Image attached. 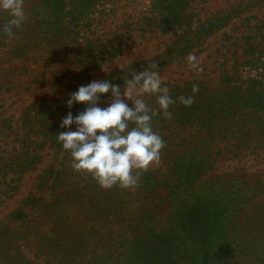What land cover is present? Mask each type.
<instances>
[{"label":"trees","instance_id":"trees-1","mask_svg":"<svg viewBox=\"0 0 264 264\" xmlns=\"http://www.w3.org/2000/svg\"><path fill=\"white\" fill-rule=\"evenodd\" d=\"M117 2L24 0L27 19L20 29H14L15 37L11 40L2 31L11 17L0 9L1 206L19 189L18 182L23 174L42 160V151L50 147L54 155L48 164L49 170L45 177L37 180L36 186L40 190L48 188L52 195L56 193L57 179L73 169L71 154L63 149L56 135L67 131L61 124L69 112L75 117L87 107L74 103L70 108L67 104L70 94L93 82L91 71L102 69L126 53L130 55V49L144 45L143 40L157 35L174 37L169 50L165 48L127 59L124 65L113 68L96 81H110L123 89L125 78L131 79L153 62L158 67L165 61L183 62L188 50L222 28L219 33L222 50L220 46L216 48L222 53L218 65L202 66L209 71L200 75L191 71L184 77L163 79L162 86L169 89L176 103L169 108L172 118L165 119L161 112L152 118V128L156 133L167 132L170 125L177 123L186 128L194 121L210 132L213 121L222 120L223 134L240 133L241 143L249 141L248 149L257 155L264 154V12H260L264 0H237L214 11L204 9L205 0H148L145 9L135 17L121 18L120 23V18L115 17ZM253 8L255 11H251ZM236 18L239 21L227 29L226 25ZM10 73L16 75L10 77ZM194 84L199 86L195 102L190 107L184 106L179 97L192 96ZM7 93L19 94L17 101L24 104L18 118L6 109L11 104L3 96ZM107 95L111 93L101 98ZM143 99L150 108H159L155 96L144 94ZM125 103L134 106L133 101L125 99ZM193 158L190 150L176 157L172 154L164 176L150 169L142 175L135 191L113 187L103 192V198L108 193L107 202L111 199L117 203L123 196L134 200L140 193L148 195L162 187L177 201L170 210L176 218L166 232L158 234L152 228L131 227L129 235L120 243L122 247L114 259L115 264H223L225 219L257 196L258 191L263 192L264 182L260 179L252 183L246 181V173L231 178L232 172L227 169L222 171V181H202L200 178L208 169L210 158L195 161V166ZM41 198L31 193L21 202L33 206ZM100 202L101 199L96 200L98 206ZM259 210L258 219H264V207ZM113 212L116 216L122 213L115 209ZM21 215L24 211L20 207L7 214L11 217ZM128 217L122 220V223L127 222V231ZM194 225H200L201 232L212 226L216 228L215 236L207 243L209 246L204 253L207 258L200 261L193 258L191 250L184 247L185 243L181 244L188 240L192 244L194 236L180 240ZM110 240L116 239L111 237Z\"/></svg>","mask_w":264,"mask_h":264},{"label":"rangeland","instance_id":"rangeland-1","mask_svg":"<svg viewBox=\"0 0 264 264\" xmlns=\"http://www.w3.org/2000/svg\"><path fill=\"white\" fill-rule=\"evenodd\" d=\"M117 1L115 17L120 18L119 23L122 21L121 18L127 15L135 17V14L145 9L148 2V0ZM235 1L237 0H205L204 9L222 10ZM204 9H201V12ZM251 11H255V8ZM260 12H264V4L260 7ZM260 12L256 11L258 15ZM238 21L239 18L234 19L226 25V28H233ZM220 32L222 28L218 33L203 38L188 50L182 59L183 62L165 61L163 69L162 67L158 69L163 79L184 77L193 71L187 63L189 53L201 59L202 66L209 67L211 63L218 65L222 61V53L216 50L222 44ZM158 36L143 40L144 45L130 49V55L126 53L102 69L91 71L92 80L96 81L106 76L108 71L124 65L127 59L154 51H163L165 48L169 50L174 37ZM204 71L209 69L205 68ZM15 75L16 73L9 74L10 77ZM123 89H121L122 94ZM3 96L11 102L6 106L7 111L18 118L24 105L17 101L19 94L7 93ZM111 100V95H107L101 98L97 106L106 108ZM196 114L198 115L197 112ZM200 125L201 123L193 121L184 128L175 123L170 125L167 132L158 131L157 134L163 138L166 147L162 150L159 166L151 168L154 174L164 176L165 170L170 167L172 161L170 156L184 155L190 150L194 156L193 166L199 159L207 161L210 158L209 167L200 178L202 181L206 179L222 181V171L227 169L232 172L231 178H239L242 173H246V181L252 183L260 179L264 182V154L257 155L251 148L248 149L246 144L249 141L241 143L240 133L223 134L222 120L213 121L210 132L207 127ZM217 125L219 128L216 127ZM66 129L76 131L77 126L73 124L71 129ZM239 143L241 146L237 148ZM53 155L52 147L44 149L42 160L23 174L18 182L19 189L6 200L4 205H0V264H115L114 259L120 252L119 248L122 247L120 243L129 235L131 227L142 230L152 228L151 230L160 234L166 232L172 220L176 218L170 210L177 201L170 198V191L167 188H158L155 193L151 192L148 195L140 193L133 198L134 200L128 199L126 195L117 203L111 199L107 202L108 193L105 198L102 196L103 192L108 190L100 187L90 175L71 169L64 173L62 178L57 179L56 193L52 195L48 188L40 190L36 186L37 180L46 176ZM240 179H243V176ZM256 185L258 184L256 183L254 188ZM31 193L42 197L39 203L33 206L23 204L22 198ZM97 199H101L99 206L96 203ZM237 205L240 206L241 203ZM19 207L23 209L24 215L7 216L8 212ZM241 207L234 215L231 214L225 219L227 223H224L226 233L223 236L225 250L222 254V262L223 264H264V219H258L259 209L264 207V191H258L257 196ZM233 208L237 207L233 205ZM114 209L122 213L116 216ZM104 211L108 213L105 215ZM128 215L130 224L127 231L125 228L127 222L122 223V220ZM215 234L216 228L213 226L201 232L200 225H194L188 234L181 235L180 240L194 236L192 244L189 240L181 244L185 243L184 247L191 250L193 258L200 261L207 258L204 256L206 247L209 246L207 243ZM111 237L116 240H110Z\"/></svg>","mask_w":264,"mask_h":264},{"label":"clouds","instance_id":"clouds-1","mask_svg":"<svg viewBox=\"0 0 264 264\" xmlns=\"http://www.w3.org/2000/svg\"><path fill=\"white\" fill-rule=\"evenodd\" d=\"M0 9L9 13L11 19L4 24L2 31L11 40L14 29H20L27 17L24 0H0ZM191 70L203 73L202 60L192 53L187 56ZM157 63L153 62L131 79L125 78L123 94L119 85L110 81H93L80 86L70 94L67 104L87 105L86 109L73 117L69 112L61 127L76 131L58 133L57 139L63 149L70 152V166L74 171L90 175L105 190L119 187L135 191L141 177L153 167H158L162 159V150L166 147L163 138L153 131L152 118L163 113L165 119L172 118L170 106L176 103L163 85V77ZM193 95H181L179 101L190 107L195 102L199 86L193 85ZM111 93V103L106 108L98 107L101 97ZM156 97L158 109L150 108L143 95ZM125 99L133 101L129 107Z\"/></svg>","mask_w":264,"mask_h":264}]
</instances>
